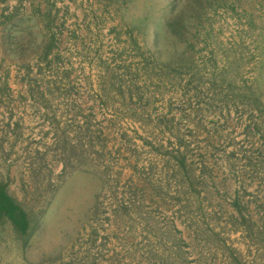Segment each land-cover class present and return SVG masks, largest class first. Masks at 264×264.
<instances>
[{
    "label": "rangeland",
    "instance_id": "374dc122",
    "mask_svg": "<svg viewBox=\"0 0 264 264\" xmlns=\"http://www.w3.org/2000/svg\"><path fill=\"white\" fill-rule=\"evenodd\" d=\"M0 264H264V0H0Z\"/></svg>",
    "mask_w": 264,
    "mask_h": 264
},
{
    "label": "trees",
    "instance_id": "16d2710c",
    "mask_svg": "<svg viewBox=\"0 0 264 264\" xmlns=\"http://www.w3.org/2000/svg\"><path fill=\"white\" fill-rule=\"evenodd\" d=\"M0 217L11 221L13 227L21 233H25L30 220L26 211L7 192L5 184L0 182Z\"/></svg>",
    "mask_w": 264,
    "mask_h": 264
}]
</instances>
